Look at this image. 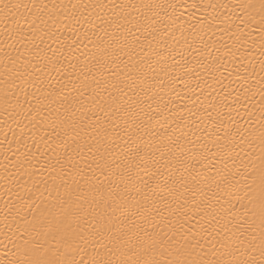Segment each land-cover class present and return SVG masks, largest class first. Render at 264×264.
Segmentation results:
<instances>
[{
  "label": "snow or ice",
  "instance_id": "obj_1",
  "mask_svg": "<svg viewBox=\"0 0 264 264\" xmlns=\"http://www.w3.org/2000/svg\"><path fill=\"white\" fill-rule=\"evenodd\" d=\"M0 264H264V0H0Z\"/></svg>",
  "mask_w": 264,
  "mask_h": 264
},
{
  "label": "bare ground",
  "instance_id": "obj_2",
  "mask_svg": "<svg viewBox=\"0 0 264 264\" xmlns=\"http://www.w3.org/2000/svg\"><path fill=\"white\" fill-rule=\"evenodd\" d=\"M188 2L190 3V2H191V0H188ZM182 11H185V14L187 15V12H186V10H183V9H182Z\"/></svg>",
  "mask_w": 264,
  "mask_h": 264
}]
</instances>
